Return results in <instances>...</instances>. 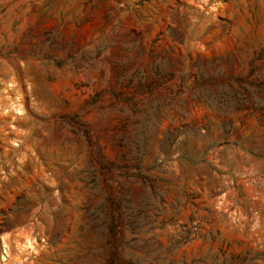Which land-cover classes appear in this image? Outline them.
Returning a JSON list of instances; mask_svg holds the SVG:
<instances>
[{"label":"rangeland","instance_id":"1","mask_svg":"<svg viewBox=\"0 0 264 264\" xmlns=\"http://www.w3.org/2000/svg\"><path fill=\"white\" fill-rule=\"evenodd\" d=\"M120 195L141 254L264 264V0H0V264H104Z\"/></svg>","mask_w":264,"mask_h":264},{"label":"trees","instance_id":"2","mask_svg":"<svg viewBox=\"0 0 264 264\" xmlns=\"http://www.w3.org/2000/svg\"><path fill=\"white\" fill-rule=\"evenodd\" d=\"M81 128V134L84 139L91 143L89 130L84 125ZM96 163L99 164L100 173L107 174L108 171H113L115 167L110 162L104 160L99 149H97ZM109 182L110 178H106ZM109 186V184H108ZM124 198L122 195L118 199H111L110 207L105 206L106 212L104 216L105 241L108 245L104 252L102 260L104 264H163L167 261L166 258H160L151 254L139 253V247L132 245L128 236V231L137 233L135 228L129 222V214L127 208L123 205ZM129 200V198H127ZM98 261L92 260L93 264ZM100 264V263H99ZM169 264H185L184 262L176 263L170 261Z\"/></svg>","mask_w":264,"mask_h":264}]
</instances>
